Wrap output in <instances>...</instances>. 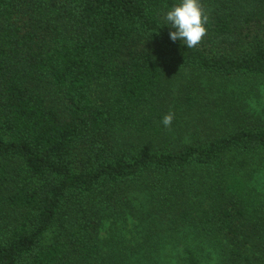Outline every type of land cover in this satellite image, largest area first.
<instances>
[{
    "label": "trees",
    "instance_id": "obj_1",
    "mask_svg": "<svg viewBox=\"0 0 264 264\" xmlns=\"http://www.w3.org/2000/svg\"><path fill=\"white\" fill-rule=\"evenodd\" d=\"M178 2L0 0V264H210L198 239L264 264V123L239 103L264 84V0H199L191 49L163 22ZM189 117L211 135L172 143Z\"/></svg>",
    "mask_w": 264,
    "mask_h": 264
},
{
    "label": "rangeland",
    "instance_id": "obj_2",
    "mask_svg": "<svg viewBox=\"0 0 264 264\" xmlns=\"http://www.w3.org/2000/svg\"><path fill=\"white\" fill-rule=\"evenodd\" d=\"M188 76V75H187ZM205 87H207L210 83V81L204 80ZM218 84H221L218 81ZM227 88V89H226ZM225 88L224 85L222 87L215 86V92H209L211 96H219L223 94V91H233L232 85H228ZM235 89L238 90V93H241L240 87L238 88L235 86ZM243 89V88H242ZM241 89V90H242ZM250 91V90H248ZM239 103L245 107V109H248L251 115H254L260 122L264 123V84L258 86V88H254V90L246 95L241 93L240 95V101ZM197 123H195V119L192 117L185 118L183 123L180 124L178 127H176V132L174 133L173 142L175 144H187L193 141L195 138H202L205 139L211 135V132L206 128L205 126H197ZM247 195L249 196V199L252 204H255L257 200H261L264 198V163L262 169L251 176L250 180L248 181V189H247ZM134 204L137 205V202H134ZM120 226V230L118 231L120 235H123L125 237V242L129 245V240H133L131 245L134 246L137 244V241H134L133 237L130 234V231L134 229V226L132 223L130 224V228H125L126 225L120 223L118 224ZM112 229H115L113 227V222L109 221L106 222L103 230H102V239L108 240L111 236ZM142 240V239H140ZM201 245H203L206 249V254L209 255L211 261L210 264H215V257L211 254L213 252V249L210 248L208 245L209 243L203 240H199L198 242ZM165 250L164 253H161L162 258L167 262L168 260H171V257L175 254V241L170 243H165Z\"/></svg>",
    "mask_w": 264,
    "mask_h": 264
},
{
    "label": "clouds",
    "instance_id": "obj_3",
    "mask_svg": "<svg viewBox=\"0 0 264 264\" xmlns=\"http://www.w3.org/2000/svg\"><path fill=\"white\" fill-rule=\"evenodd\" d=\"M163 22L168 28L171 42L179 41L187 49L195 47L205 34L207 17L204 15L199 0H179L163 15ZM171 115H165L162 123L170 125Z\"/></svg>",
    "mask_w": 264,
    "mask_h": 264
}]
</instances>
